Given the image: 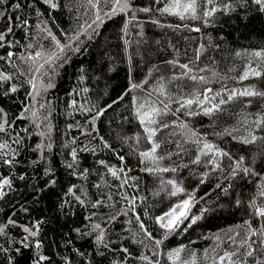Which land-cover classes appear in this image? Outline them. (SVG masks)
Here are the masks:
<instances>
[{"label": "trees", "instance_id": "16d2710c", "mask_svg": "<svg viewBox=\"0 0 264 264\" xmlns=\"http://www.w3.org/2000/svg\"><path fill=\"white\" fill-rule=\"evenodd\" d=\"M9 2L11 3L12 0ZM21 3L26 6L19 12H13L10 7L4 6L7 8V14L19 15L29 20L30 28L27 34L18 24L15 34L11 37L13 41H19L11 49L16 52L17 57L34 54L35 51H43L45 55L56 51L50 39L43 38L46 33L41 31L42 28L51 30L63 44L70 43L72 48L79 46L80 51L66 50L56 65H53L54 71H50L49 66L45 65L48 75L43 78V82L47 84L50 77L54 87L46 91L42 89L41 95L37 97L39 103L46 105L44 109H40V112L51 113L49 121L53 147L48 156L55 170L57 183L43 192L35 193L33 190L32 185L37 183L43 185L47 179L43 174V167L46 165H38L35 170L29 166L30 162L37 158V153L33 152L32 148L42 140L41 137L33 134L26 140L22 149V163L16 170L17 174L27 171L32 179L27 182L16 181L19 190L10 197L11 204L7 201L0 202V225L7 222L13 211L15 216L12 218L19 224L30 225L37 220H43L40 239L43 240L44 254L52 257L53 264H64V261L60 259L61 256L69 257L72 264H87L88 260H91L92 264H111V253L108 254V258L95 255L94 235L82 237L74 229L88 231L85 225L91 223H101L105 226L107 217L123 212L127 208L125 202L115 195L112 201L105 200V204H114V206L92 209L82 207L73 201L63 208L60 207L64 199H71L64 196L71 184L82 186L93 201L99 198L100 190L92 185L101 182L100 175L93 171L86 179H78L69 176L63 167L68 151L64 145L69 143L72 137L78 138L74 146L87 145L96 151V155L91 152L80 154L81 168L94 169L95 161L98 159H104L110 165L122 166L113 152L102 149L99 137L103 136L117 153L125 156L126 166L133 168L129 175L137 178L133 183H138V189L128 188L126 191L146 198L143 203L138 202L136 211L141 214L149 230L157 238H161V232L153 218L166 211L177 199L169 198L166 192H161L159 196L153 195L160 187V179L172 177L182 179L188 190L196 188L201 178L205 179V183L199 185L196 192L198 198L204 197V199L200 200L192 211L197 213L201 208H207L209 211L204 214V219L198 221L187 233L171 234L164 241L160 248L161 255L153 257V259H159L160 264H171L166 253L180 245H186L182 253L183 259L191 260L192 257L189 254L195 252L197 264H213L218 255L236 248V244L228 240L227 235L243 231L236 226L242 225L244 220L250 219L254 229L264 226V219L253 217L250 214L251 210L247 207L249 200L256 196L258 185L264 183V156L256 155L264 142L243 145L226 135L222 137L215 135V133H223L225 129L231 131L236 128L239 131L234 132L233 135L237 137L247 135L249 129L258 136H264V130L256 129L252 124L257 114H264V100L250 98L253 102L247 106L239 101L223 105V110L212 116L203 114L188 116L187 109H181L175 115L170 111L168 115L163 116V122L171 126L157 133L156 139L162 144L160 153L165 156L176 153L177 144H180L184 150L180 155L173 154L171 159L163 160L161 165L168 167L188 165V167H178L177 173L154 175L140 171L144 165L138 162V157L130 148V145H135L136 134H142V129L133 115V98H137L140 102L148 98L156 101L158 107H162L159 101L165 97L160 96L156 91L161 83L165 87L167 98L172 101L190 98L194 93L203 94L206 87L212 88L213 93L223 92L225 88H243L248 85H255L257 89L264 91V77L250 78L243 83L238 82L239 76L250 62L253 66L259 63L243 53L264 49V13H259L254 8L247 12L237 10L231 15L217 13L214 22L205 23L202 19L180 20L175 16L161 15L155 10L149 14L137 11L136 19L128 24L125 32L122 29L126 20L131 17V12L127 16L119 14L108 19L104 13L109 12L111 6L104 3L100 5L104 23L98 27L93 25L92 28H88L87 25L94 19L95 10L90 8L87 0H59L61 6L56 10L50 9L43 0H21ZM131 3L133 10H136L138 7L148 5L150 0H131ZM149 17L158 20L159 25L163 27L148 22ZM176 25L181 27L175 28ZM4 26L5 21L0 20V29ZM194 28H199L200 31H193ZM76 36L79 37L78 40L69 39ZM29 43L33 44V48L26 47ZM201 45L204 48L197 61L195 57ZM4 51L0 49V54H4ZM237 52H241L242 55L236 56ZM175 59H178L181 64L191 61L192 75L205 76L209 82L202 84L187 78L172 79L174 75L179 76L183 71L167 63ZM14 62L19 71L26 72L28 65L22 59H15ZM39 63L43 61L40 60ZM60 64L63 66H57ZM205 67L209 70L199 71ZM0 68L7 72L16 71L4 65L3 62H0ZM213 72L216 76L212 75ZM17 79L26 81L27 76H18ZM133 84H141L143 87L132 89ZM85 87L89 89L87 93L82 92ZM29 89L30 86L25 83L24 87L14 94V99L7 101L5 106L9 110L10 117L19 114L24 103L28 102L26 92ZM149 93H151L150 97ZM72 99L84 105L85 108H93V112L85 113L71 108L69 105ZM39 103H36V108H39ZM109 104L112 107L107 108L104 115L96 121L95 127L98 131L92 132V136L81 135L82 131L91 132L93 126L88 121L95 110L104 109ZM177 107V103H170V109L173 111ZM192 110L200 111L195 104ZM124 117L128 119L124 120ZM182 123H186L188 129L180 128L179 125ZM70 124L74 126L79 124L80 127L69 129ZM17 125V130L27 127L30 132L37 131L29 121H18ZM190 130L202 134L208 141L230 151L234 156H244L245 163L252 166L258 175L243 179L237 177L232 180L228 176L227 168L223 172H212L210 168H205L203 165H193L191 161L195 159L197 146L193 143H185L186 140L191 139ZM93 136L96 139H93ZM120 137L130 139L125 142ZM146 147L149 145L141 139L139 149L143 150ZM227 163L225 159L224 164ZM100 171L103 172V169ZM205 172L208 175L202 177L201 174ZM106 178L113 185L118 183L110 176ZM230 182L232 187L228 195L215 187L217 183L227 187ZM105 191L116 192L117 189H105ZM237 199L241 201L240 205L235 203ZM257 200L259 202L260 198L257 197ZM20 204H23L28 211L24 212L19 207ZM145 208L148 216L143 215ZM92 212H96V216L89 221L86 218ZM129 219H132L131 224L128 223ZM106 228L107 236L115 242L116 246L129 249L131 258L128 264H143L137 258L141 254L151 255L152 245L139 232L131 212L127 216L118 215L115 221L106 224ZM229 229L232 230L231 233ZM6 232V236H0V244L5 247H9L11 241H18L24 235L20 228L12 226H9ZM216 236L220 239L217 240ZM69 240L71 243H68ZM139 240H145V244L138 243ZM237 243H239V237H237ZM15 246L12 245V247ZM74 248L85 255L83 257L77 255L73 251ZM13 255L14 264H32V249H21L20 253H13ZM256 258L264 260V256L261 255H257ZM0 264H7L2 254H0ZM248 264H254V261L249 258Z\"/></svg>", "mask_w": 264, "mask_h": 264}, {"label": "snow or ice", "instance_id": "6c2138e0", "mask_svg": "<svg viewBox=\"0 0 264 264\" xmlns=\"http://www.w3.org/2000/svg\"><path fill=\"white\" fill-rule=\"evenodd\" d=\"M43 3L48 5L52 10H56L61 6L59 0H43ZM101 3L111 6L110 11L104 13L108 19L119 14L127 16L128 13L131 12V17L126 20L122 29V31L125 32L128 24L136 19L137 11L149 14L155 10L161 15L166 14L175 16L180 20L189 18L192 20L202 19L205 23L214 22L217 13L231 15L237 12V10L247 12L252 8L259 13H264V0H150L148 5L138 7L136 10H133L132 8L131 0H87V4L90 8L95 10L94 19L91 24L87 25L88 28H92L93 25L98 27L104 23V18L101 15L100 10ZM155 5L163 6L155 8ZM4 6L10 7L13 12H19L26 5L22 4L21 0H12L11 3L9 0H0V20L5 21L4 28L0 29V49L5 50L4 54H0V62H3L4 65L10 66L12 69H16V71L7 72L0 68V202L7 201L11 204L12 200L10 197L19 190L16 181L27 182L32 179V176H30L27 171L17 174L16 170L22 163V149L25 146L26 140L33 134L38 135L42 140L32 148V151L37 153V158L32 160L29 166L35 170L38 165H46L43 167V174L47 178L43 185L38 183L32 185L33 190L35 193L43 192L46 188L52 187L57 183L55 170L51 166L52 162L48 156L53 147L50 136L51 124L49 121L51 113L42 114L40 112V109H44L46 105L39 103L37 97L41 95L42 89L46 91L48 88L54 87L50 81V77L48 78L47 84L43 82V78L48 75V72L45 71V65L49 66L50 71H54L53 65H56V62L61 59V56L66 50L78 52L80 51V48L79 46L72 48L70 43L63 44L51 30L42 28L41 31L46 33L43 38L50 39L56 51L50 52L47 55H45L43 51H35L34 54L17 57L16 52L11 49H13L19 41H13L11 37L15 34V29L18 24L27 34V30L30 28L29 20L27 18H21L19 15L13 16L7 14V8ZM148 22L159 25V21L152 19L151 17H149ZM159 26L163 27V25ZM174 27L179 28L181 26L176 25ZM192 30L197 32L200 31L199 28H194ZM93 31H95V29H93ZM78 38L79 37L76 36L69 39L78 40ZM26 47L31 49L33 48V44L29 43ZM203 48L204 46L201 45L200 49L197 50L195 57L197 61L200 59ZM235 55L239 57L242 53L237 52ZM243 55L250 56L259 63L256 64V66H253L250 62L245 71L239 76L238 82L243 83V81L249 80L250 78L264 77V67H261V65H264V49L253 51L251 53L245 52ZM15 59H22L28 65L26 72H21L17 69V65L14 62ZM65 59L67 58L65 57ZM40 60H42L43 63H39ZM167 63L172 65L173 68L179 67L183 70L179 76L174 75L172 79L187 78L193 82L202 84H207L209 82L205 76L192 75L193 68L190 67L191 61L189 63L181 64L178 59H175L167 61ZM57 66L62 67L63 65L60 64ZM208 70L207 67L199 69L201 72ZM212 75L216 76V73L213 72ZM18 76H27V79L26 81H20L17 79ZM162 79L163 78H161V80ZM25 83L30 86V89L26 92L28 102L24 103L19 114L10 117L9 110L5 105L7 101L14 99V94L18 93L20 89L24 87ZM142 87L141 84L132 85V89ZM88 91L89 89L87 87L82 89V92L84 93H87ZM156 91L160 96L165 97V99L159 101V104H161L162 107H158L156 101H152L148 98L143 102H140L135 97L133 98V115L142 129V134L137 133L135 145H130L133 154L138 157V162L144 165L140 171L154 175L169 172L177 173L178 167H188V165L177 167L161 165L163 160L171 159L173 154L180 155L184 150L180 144H177L178 151L176 153H169L167 156L160 153L162 144L156 139V137L161 129H166L171 126L162 120V117L168 115L170 111L175 115V113L179 112L181 109H187L186 114L188 116L200 114L212 116L214 113L222 111L223 105L239 101L247 106L253 102L250 98H260L261 100H264V91L257 89L255 85H248L243 88H225L223 89V92L217 91L215 93H213L212 88L206 87L203 94L194 93L190 98H182L176 101L167 98L163 83L160 84ZM150 96L151 93H149V97ZM122 98L123 97H121V99ZM172 102L178 104V107L174 111L170 109V103ZM36 103H39V108H36ZM113 103H116V101H113ZM194 104L200 109V111L192 110ZM69 106L81 112H93V108H85L84 105L78 104L75 99L71 100ZM111 107L112 105L109 104L104 109H96L91 116L90 121H88V123L93 126L91 132L82 131L81 135L92 136V132H97L98 130L95 127L96 121L104 115L107 108ZM123 119L127 120L128 118L124 117ZM18 121H29L37 131L35 133L30 132L27 127L17 130ZM252 124L256 129L264 130V114H257V117L252 121ZM73 127H80V125H68L69 129ZM179 127L182 129H188L186 123L180 124ZM238 131L239 129L236 128H233L231 131L225 129L223 133H215V135L221 137L226 135L243 145H255L258 141L264 142V136H258L250 129L247 131V135L240 137L233 135L234 132ZM190 133L191 139L186 140L185 143H193L197 146V154L195 159L191 161L193 165H203L205 168H210L212 172H223L225 168H227L228 176L231 177L232 180H235L237 177L243 179L245 177L258 175L252 166L245 163L244 156H234L230 151H226L220 148L219 145L208 141L205 136L197 133L195 130H190ZM92 138L96 139L94 136ZM120 138L125 142L130 139L128 137ZM77 139V137H72L71 141L64 145L68 151L67 156L63 161V167L68 172L69 176L78 179H86L93 173V171L100 175L101 182L92 185V187L100 190L98 194L99 198L93 201L89 197L88 192L82 186L71 184L64 193L65 197H70L71 199H64L60 207L63 208L66 204H70L73 201L82 207H91L92 209L114 206V204H105V200L112 201L115 195H118L120 200L125 202L127 208L123 212H118L107 217L105 219V226H102L101 223H91L90 225H85V227L89 229L88 231L82 232L79 228L74 229V231L82 237L94 235L96 245L95 255L108 258V254L111 253V264H128V260L131 258V253L127 247L116 246L115 242L107 236L106 224L115 221L118 215L127 216L128 213L131 212L132 217L138 226L139 232H141L144 238L152 245L151 255L141 254L137 259L142 261L143 264H160L159 259H153V257H159L161 255L160 248L164 244V241L167 240L171 234L187 233L189 229L198 223V221L204 219V214L209 211L207 208H201L197 213H193L192 211L200 200L204 199V197L198 198L196 192L199 185L205 183V179L201 178L196 188L188 190L184 186L182 179H177L176 177L168 179L161 178L160 187L153 193V195L159 196L161 192H166L169 198L175 197L177 199L170 204L166 211L153 218L154 223L158 226L161 232V238H157L153 235V232L149 230L141 214L136 211L138 202L143 203L146 198L129 194L126 191L128 188L134 190L138 189V183H133L137 178L129 175L133 171V168L126 166L124 163L125 156L117 153L113 146L108 143L103 136H100L99 141L102 145V149L113 152L119 161H121L122 166L117 167L115 165H110L106 160L98 159L95 161L96 167L94 169L81 168L80 154L83 152H91L93 155H96V151L94 148H89L87 145H84L83 147L74 146L77 144ZM141 139H143L149 147L140 150L139 144ZM256 155L264 156V144H262ZM203 157H207L208 159H202ZM225 159L228 161L226 165L224 164ZM101 169H103V172L100 171ZM201 175L202 177L207 176L208 173L205 172ZM108 176L118 183L115 185L111 184L106 178ZM225 178L227 179L228 177ZM215 187L220 189L225 195H228L232 184L230 182L227 187H225L222 184L217 183ZM112 188H116L117 191H105V189ZM257 197L260 198L259 202ZM235 203L240 205L241 201L237 199ZM19 207L24 212L28 211L23 204H20ZM247 207L251 210L250 214L253 217L264 219V183L258 185L256 196L249 200ZM143 215L148 216L146 208ZM12 216H15V211H13ZM12 216H9L6 223L0 225V236L7 235L6 229L9 226L20 228L24 235L18 241H11L9 247L0 244V254L6 258L7 264H14L13 253H20L21 249L33 250L32 264H53L52 257L44 254L43 240L40 239L41 226L44 221L37 220L30 225L19 224L16 219L12 218ZM94 216H96V212H92L86 219L92 221V217ZM185 222H187L186 225ZM128 223L131 224L132 219H129ZM236 227L243 231H237L234 235H227V239L233 244H236V248L232 251H225L222 255H218V257L214 259L213 264H225V262H227V264H248L249 258L254 261V264H264V260L256 258L257 255L264 256V226L260 229H254L251 220L246 219L242 225ZM231 231L232 230L229 229V233H231ZM237 237H239V243H237ZM253 237H256V239H253ZM216 239L219 240L220 237L216 236ZM137 242L145 244V240H139ZM68 243H71V241L69 240ZM13 244L16 246L12 247ZM145 247H147V245H145ZM185 249L186 245H180L166 253L171 264H197V256L195 252L189 254L192 257L191 260L183 259L182 253ZM73 251L81 257L85 255L79 249L74 248ZM60 259L64 261V264H72V260L69 257L61 256ZM87 264H92V261L88 260Z\"/></svg>", "mask_w": 264, "mask_h": 264}]
</instances>
